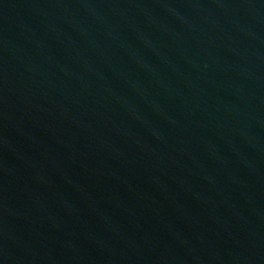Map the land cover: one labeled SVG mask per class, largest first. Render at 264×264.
Listing matches in <instances>:
<instances>
[{
	"label": "water",
	"instance_id": "obj_1",
	"mask_svg": "<svg viewBox=\"0 0 264 264\" xmlns=\"http://www.w3.org/2000/svg\"><path fill=\"white\" fill-rule=\"evenodd\" d=\"M0 264H264V0H0Z\"/></svg>",
	"mask_w": 264,
	"mask_h": 264
}]
</instances>
